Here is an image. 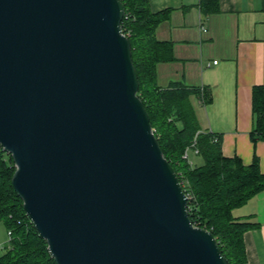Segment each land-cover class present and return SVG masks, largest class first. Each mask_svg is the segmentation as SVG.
<instances>
[{"label": "water", "instance_id": "water-1", "mask_svg": "<svg viewBox=\"0 0 264 264\" xmlns=\"http://www.w3.org/2000/svg\"><path fill=\"white\" fill-rule=\"evenodd\" d=\"M121 0H0V146L56 264H230L138 97Z\"/></svg>", "mask_w": 264, "mask_h": 264}, {"label": "trees", "instance_id": "trees-1", "mask_svg": "<svg viewBox=\"0 0 264 264\" xmlns=\"http://www.w3.org/2000/svg\"><path fill=\"white\" fill-rule=\"evenodd\" d=\"M121 2L125 9L122 30L131 42L139 79L137 95L149 114L164 157L188 196L189 217L194 226L212 233L230 264H247L244 234L255 225L235 218L233 211L264 191L260 160L255 155L250 165H244L239 157H224L222 136L202 130L192 98L207 105L210 99L206 90L179 83L165 88L158 85V65L174 61L172 45L156 37L157 28L169 18L170 11L153 13L149 0ZM199 6L204 15L219 12V0H200ZM252 100L250 138L255 144L264 140V86L254 87ZM189 150L203 158V165L189 161ZM15 170L11 155L0 146V223L11 233L0 264H56L14 191Z\"/></svg>", "mask_w": 264, "mask_h": 264}, {"label": "crops", "instance_id": "crops-1", "mask_svg": "<svg viewBox=\"0 0 264 264\" xmlns=\"http://www.w3.org/2000/svg\"><path fill=\"white\" fill-rule=\"evenodd\" d=\"M199 3L149 0L153 13L170 11L156 37L172 45L174 61L158 65V85L206 90L207 105L192 98L202 130L222 136L224 157L250 165L256 155L264 173V140L250 138L253 90L264 86V0H219V12L210 15ZM233 215L255 225L244 234L247 264H264V191Z\"/></svg>", "mask_w": 264, "mask_h": 264}, {"label": "rangeland", "instance_id": "rangeland-1", "mask_svg": "<svg viewBox=\"0 0 264 264\" xmlns=\"http://www.w3.org/2000/svg\"><path fill=\"white\" fill-rule=\"evenodd\" d=\"M189 155V161L193 163L194 165L201 166L204 163V160L201 156L197 155L194 150L188 151ZM0 240L3 242V245H0V248L2 246H6L8 241V232L6 229V226L3 223H0ZM3 253L0 249V254Z\"/></svg>", "mask_w": 264, "mask_h": 264}, {"label": "built area", "instance_id": "built-area-1", "mask_svg": "<svg viewBox=\"0 0 264 264\" xmlns=\"http://www.w3.org/2000/svg\"><path fill=\"white\" fill-rule=\"evenodd\" d=\"M214 64H216V62H214ZM187 156H188V155H187V153H186L185 157H187ZM187 197H188V196H187ZM10 241H11V233L8 232V241H7V244H6V246H2V247L0 248L1 251H5L7 245L9 244Z\"/></svg>", "mask_w": 264, "mask_h": 264}]
</instances>
